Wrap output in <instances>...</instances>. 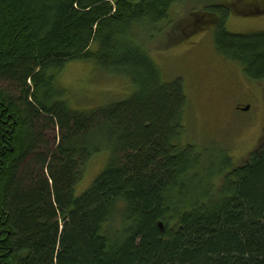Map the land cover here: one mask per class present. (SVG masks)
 I'll use <instances>...</instances> for the list:
<instances>
[{
	"label": "trees",
	"instance_id": "trees-1",
	"mask_svg": "<svg viewBox=\"0 0 264 264\" xmlns=\"http://www.w3.org/2000/svg\"><path fill=\"white\" fill-rule=\"evenodd\" d=\"M188 1L0 0V264H264V140L246 164L201 179V155L183 144L184 84L146 47ZM199 1L211 3L199 20L217 53L264 81V33L227 27L264 0ZM78 60L127 77L133 93L73 109L58 76ZM103 152L111 160L77 195Z\"/></svg>",
	"mask_w": 264,
	"mask_h": 264
},
{
	"label": "rangeland",
	"instance_id": "rangeland-1",
	"mask_svg": "<svg viewBox=\"0 0 264 264\" xmlns=\"http://www.w3.org/2000/svg\"><path fill=\"white\" fill-rule=\"evenodd\" d=\"M222 1L226 0H216ZM208 5L211 3L199 0L175 5L169 19L158 26L161 34L156 32L155 40L146 42L151 43L146 47L160 65L165 80L180 79L184 84L189 103L185 120L188 132L186 130L183 136V144H193L201 155L198 171H201V179L206 177L202 171L218 172L228 162L232 169L246 164L264 140V81L248 79L238 63L217 53L214 28L199 20ZM197 21L203 28L185 34L184 27L188 25L186 29H193L190 23L196 27ZM227 27L232 34L264 33V13L243 15L234 12ZM58 85L67 92L69 103L76 110H89L124 99L134 91L127 77L109 73L95 62L83 60L69 63L59 74ZM248 105L251 106L249 112L237 109ZM109 160L108 152L91 158L77 195L91 187ZM200 178L192 180L198 182ZM223 179L224 176H215V190L222 187Z\"/></svg>",
	"mask_w": 264,
	"mask_h": 264
},
{
	"label": "flooded vegetation",
	"instance_id": "flooded-vegetation-1",
	"mask_svg": "<svg viewBox=\"0 0 264 264\" xmlns=\"http://www.w3.org/2000/svg\"><path fill=\"white\" fill-rule=\"evenodd\" d=\"M250 107H251L250 105H248L246 108H243L242 106H239L238 110H241L242 112H245L244 110L247 109V108H249V110H250ZM247 112H249V111H247Z\"/></svg>",
	"mask_w": 264,
	"mask_h": 264
},
{
	"label": "water",
	"instance_id": "water-1",
	"mask_svg": "<svg viewBox=\"0 0 264 264\" xmlns=\"http://www.w3.org/2000/svg\"><path fill=\"white\" fill-rule=\"evenodd\" d=\"M244 111H245V112L249 111V108L245 109ZM160 227H162V224L160 225Z\"/></svg>",
	"mask_w": 264,
	"mask_h": 264
}]
</instances>
